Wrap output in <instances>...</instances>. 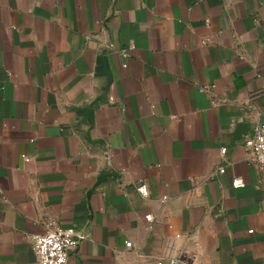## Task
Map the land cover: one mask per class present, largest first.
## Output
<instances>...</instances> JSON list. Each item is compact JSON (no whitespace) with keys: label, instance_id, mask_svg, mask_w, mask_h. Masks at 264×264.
<instances>
[{"label":"crops","instance_id":"1","mask_svg":"<svg viewBox=\"0 0 264 264\" xmlns=\"http://www.w3.org/2000/svg\"><path fill=\"white\" fill-rule=\"evenodd\" d=\"M263 89L264 0H0V264H264Z\"/></svg>","mask_w":264,"mask_h":264},{"label":"built area","instance_id":"2","mask_svg":"<svg viewBox=\"0 0 264 264\" xmlns=\"http://www.w3.org/2000/svg\"><path fill=\"white\" fill-rule=\"evenodd\" d=\"M126 54V53H125ZM214 85H204L202 90H209ZM264 94V89H263ZM245 147L249 162L258 169L264 170V117L245 140ZM228 147H223L222 155H226ZM215 174V173H214ZM236 186L245 185L243 178H235ZM137 190L142 195H149L150 188L147 180H142L137 185ZM149 218L152 215H148ZM31 245L37 256L39 264H69L72 251L79 245L81 234L75 228L52 227L43 233L31 235ZM127 247H132L133 242L128 240ZM158 264H187L180 259L160 261Z\"/></svg>","mask_w":264,"mask_h":264}]
</instances>
